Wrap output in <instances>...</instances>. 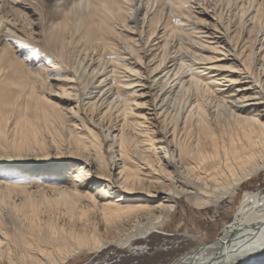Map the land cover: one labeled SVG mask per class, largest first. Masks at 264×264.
Returning <instances> with one entry per match:
<instances>
[{"label":"bare ground","instance_id":"bare-ground-1","mask_svg":"<svg viewBox=\"0 0 264 264\" xmlns=\"http://www.w3.org/2000/svg\"><path fill=\"white\" fill-rule=\"evenodd\" d=\"M78 4L86 8L85 16L75 19L76 28L82 30L79 42L83 43L85 50L93 49L95 56L89 59L98 61L101 66L99 70L98 66L92 70L95 73L97 68L95 75H98V79L91 86L93 90L98 89L97 95H93L95 91H92L83 98L79 96L76 103L88 105L89 110L101 115L100 118L81 117L78 112L70 116L59 105L38 93L36 77L31 80V76L38 72H31L23 60L17 59L13 46L6 43L0 49V83L7 80L10 87H18L21 95L24 92L27 94V102L19 107L21 112L11 129L9 124L17 111V102L15 99L7 101L5 95L0 94V142H6L13 151L11 155L0 154V259L7 257L10 264H43L57 260L50 255L32 257L26 251V246L35 245L34 242L45 238L42 225L37 224L43 208L66 205L81 195L84 188L95 186L93 192L88 190L85 193L95 202L106 226L123 220L124 223L133 222L132 229L147 233L175 211L176 198L180 195L196 193L201 197L204 193H210L225 197L264 170V42L261 41L257 47L255 45L256 53L259 52L261 56L258 59L261 67L258 80V77L253 79L254 76L248 75V69L242 67L252 62L254 64L256 60L253 42L248 53L243 54L244 57L241 55V64H231L230 60L234 58L225 55V37L215 33L220 31L218 25L208 27L206 20L210 17L209 13L200 6L196 9L197 5L187 0H79ZM17 12L15 14L23 19L27 18L25 12ZM72 13V10L65 12V18L53 26V35L60 39L62 33L71 29ZM250 16L249 24L254 22V18L263 20L264 11L260 12L259 6L256 13ZM192 24L197 26L193 27ZM147 28L144 49L137 46L139 42L136 36L141 34L142 37ZM1 33L6 38H23L15 25L4 17L0 18ZM118 36L123 39L124 45L115 43L113 38ZM155 40L158 41L152 43ZM174 40L178 45L173 51L175 58H172L170 46H173ZM186 43L189 46L186 47ZM65 44L66 41L62 40L63 56L66 55ZM116 45L125 48L137 59L133 61L116 56L113 54ZM188 47L192 48L193 51H190L195 57L191 62H187L184 56L180 57L183 48L188 50ZM203 51L215 55H205ZM109 52L112 57L107 59L104 55ZM145 56L150 58L149 63ZM123 59L127 62L123 63ZM175 59L174 63H170ZM16 64L21 68L26 67V71L21 70L20 76L12 79L10 74L20 73L15 68ZM147 65H151L149 75L144 73ZM57 80L63 82V92L68 95L61 99L72 100L69 95L76 93L77 85L72 84L73 80L66 76ZM241 82L245 85H236ZM147 89L156 90L153 114L162 124L157 131L146 125L149 121L146 113L136 109L140 107L136 97L143 98ZM210 91L218 95L215 98L221 97L222 103L230 104L227 103V107L221 105V109L224 107L221 111L217 102V107L211 109L202 98L204 93L210 95ZM181 98L187 102L186 112L177 111L176 105L177 108L173 109L178 114L170 116L168 102ZM113 115L118 123L114 124L110 119L105 126L102 122L104 116ZM43 123L48 131L53 128L57 130L52 134L50 144L58 151L63 134L70 144H77L78 156H65L70 160L75 159L79 166L71 176H61L66 182L65 188L54 189L58 191L54 198L45 193L39 198V194L31 190L33 183L46 180L50 174L33 170L35 167L21 170L1 165L21 159L53 161L51 155L41 156L49 143L42 133ZM102 123L104 129L101 135L113 151L107 162L98 149L101 143L97 139L101 135L89 126L96 127ZM131 154L137 159V165L128 164L127 157ZM103 163L109 167V175L105 174ZM137 181L147 183V191L132 189L131 186ZM153 186L154 189L150 188ZM18 191L20 195L23 194L20 202L12 199V194ZM127 196H138L139 199L128 203L125 202ZM206 201L212 202L211 199ZM4 208L10 210V215L4 214ZM154 213L157 220L144 226L142 215L148 218ZM52 227L54 229L56 226L52 224ZM95 234H98L95 230L93 235L83 232L76 243L99 249L111 242ZM261 238H264V192L246 190L235 218L218 237L209 243L197 244L171 264H208L209 261H215V264H237V261L240 264H264ZM12 242L25 247L19 259L12 255Z\"/></svg>","mask_w":264,"mask_h":264},{"label":"rangeland","instance_id":"rangeland-1","mask_svg":"<svg viewBox=\"0 0 264 264\" xmlns=\"http://www.w3.org/2000/svg\"><path fill=\"white\" fill-rule=\"evenodd\" d=\"M78 1L79 0H0V18H7L9 22L15 25L21 35H23V38L20 39L22 41H20L11 37L6 38L1 33L0 49L4 46V44L9 43L11 46H13V53L15 56H17V59L23 60L25 64H27V69L31 70V72H38L37 75L34 74L31 76V80L36 77L37 90L40 95L59 105L61 108L67 111L70 116H73L78 112L81 117L87 118V116H93L97 119L101 116L98 114V112H92L89 110L88 105H83V103H80L79 105V103H76L79 96L83 98V96L85 97L91 94L92 91H95L93 95H97L98 89L93 90L91 86L98 79V75L95 74L97 68L99 70V67L101 66H99L98 61L95 60L92 62V60L89 59L90 57H93V55L95 56L92 51L93 49L85 50L83 43L79 42V38L81 36L80 33L82 30L76 28L75 19L77 20L78 17L85 16L86 8L84 5L82 6L78 4ZM187 1H189L190 4L192 3L195 6L197 5L196 9H199L198 7L200 6L209 13L210 17H208L206 20L208 27L210 26L215 28V25H218L220 31L215 33L218 36L225 37L227 41V43L225 42V46L227 48L225 50V55L228 58H234L230 60L231 64L235 65L236 62L241 64V61H243L241 55L248 53L250 45L253 42L255 51L253 55L254 59H256L254 61L255 65L252 62L251 65H242V67H245L246 70L248 69V75L250 74L251 77L254 76L255 78L253 79L259 78L258 80H260V77L258 76L261 72V67L258 64V59L261 56L258 55L259 52L256 53V47L259 43L264 42V18L263 20L259 21L254 18V22L251 24H249V18L251 17L250 15L256 13V9L259 6L260 12L264 11V0H231L230 2L232 3H229V0ZM244 8L245 10L243 12ZM17 10L25 12L27 18L23 19L19 14H15V11L18 13ZM69 10L73 11L71 14L73 24H71V29L64 32L65 34L62 33L59 39L57 36L53 35V26L63 20L65 18V12ZM200 17L204 18L205 16ZM192 25L193 27L197 26L196 24ZM147 30L148 28L142 37L141 34L136 36L139 42L137 46L140 48L146 49V39L148 36L146 35ZM122 33L124 34V31H122ZM71 37H73L74 41ZM154 37L152 39H154ZM113 39L117 44L120 42L119 44L121 46L125 44L123 39H120L119 36ZM62 40L66 41L67 43L65 44L66 55L64 54V56L61 55V49L63 48ZM176 40H174L175 43L173 46H170V51L172 52L171 54L173 56L172 58H175V53L173 51L177 49L175 46L177 43H179V40H177L178 42ZM69 41H72L73 43L69 44ZM156 41L158 40L152 41V43H155ZM121 46L118 47L116 45L114 49L115 52H113V54L123 58H129L133 61L137 59L134 54L127 52L126 49L122 48ZM185 46L187 47L189 45L186 43ZM243 48L247 49L243 50ZM190 49L193 51L190 47L188 50L183 48V51L180 52V57L184 56V59H187V62H191L192 60L194 61L195 59V57H193L191 54ZM203 53L205 55H215L213 52L208 51H203ZM141 55L143 54L141 53ZM177 55H179V53ZM97 56L98 55H96V57ZM104 56H106V58L108 57L107 59L112 57L110 52ZM144 58H146V56ZM145 60L149 63L150 58H146ZM125 61L127 62V60L123 59V63H126ZM174 61H176V59L170 63H174ZM150 64L152 65V63ZM151 65H147L148 68L144 69L145 74L148 73L149 75V69L151 71ZM95 66L98 67L96 68L95 73H92V70ZM197 66L201 65L198 64ZM15 68L20 70V73L10 74V78L13 76L12 79L19 77L21 70L26 71V67L21 68L18 64L15 65ZM108 73L109 71H107L106 74ZM161 75L162 74L159 76ZM63 76L71 78L73 80L72 84L77 85L76 93L78 96H75L76 93L73 92V95H69L72 100L66 101L61 99L63 96H68L63 92V82L57 80V78L60 79V77ZM234 77H237V75ZM1 83L0 94L5 95L4 99L7 101H12L15 99L17 102L16 105L18 106L16 107L17 111H15L14 115L12 114L13 116L11 117L13 118L9 124V129H11L15 126L17 121L16 117L21 112L19 107L24 106V104L27 102V94L24 92L23 95H21L18 91V87L15 85L10 87L7 84V80H2ZM147 84L149 85V82ZM243 84L245 85V83L241 82L237 83L236 85L239 86ZM66 87L69 88V86ZM86 89L89 90L86 92ZM69 91H71V88H69ZM145 91L148 92L144 93L143 98L136 97V103H138L140 106L136 107V109L137 111L146 113V116L149 118V121L146 123V125H150V127L156 131L160 130V128H162V124L157 119H155V114H153V104H155L154 93L156 90L151 91L150 89H147ZM210 95L204 93L202 98L210 108L212 107L211 109H215L218 103H220L219 107L223 104L224 107H227L228 104H230V102L222 103L223 101H220L222 100L220 99L221 97L215 98L214 96L218 95L211 91ZM93 99L94 98L91 100ZM229 99L230 98H227V100ZM178 100H170L168 102V104L170 103L169 107L171 106L170 108L168 107L170 116H176L178 114L176 113L177 111L181 113L186 112L188 107L186 100H183V98ZM174 102H177L178 104H174ZM173 108H177V111H174ZM220 109L221 107L219 110ZM115 118L116 117L114 115L104 116V119L102 118V122L105 124V126L109 124L108 121L110 119H112L114 124L118 123ZM79 123L80 122H77V124ZM103 123L99 124V126L96 125V127L93 125L89 126L93 127L94 130L101 135L103 134L104 129ZM89 126L87 127L89 128ZM79 127H81V124H79ZM55 131H57L55 128L48 131V129L45 128L44 123L42 124V133L47 138L49 143L47 145L48 148L41 152V156H47V154L51 155V157L54 159L53 161H38L34 158L21 159L11 164L1 163L3 167L18 168L21 170L24 168L30 169L31 167V169H33L35 167L33 170L43 171L50 174L51 176L46 180H40L33 183L31 190H34L36 194L38 193V197L43 196L44 193L51 198L56 197L58 195V191H55L54 189L62 190L65 188L64 185L66 184V182L61 179V176H64L65 174L71 176L78 167V163L75 159L70 160L66 157L69 154L78 156V154H76L77 144H70L69 140L64 136V134L63 137L58 135V137L62 139V141L58 143L60 146V151H58L50 144V140H52V134H54ZM58 132L63 133L61 130H58ZM97 140L98 143H101L98 144L100 156L105 162H107L109 159H111V155L113 154V151L111 150L112 148L110 146L108 147V143L103 140L102 135ZM11 148L12 147H9L6 142L3 144L0 142V154L11 155V153H13ZM160 155H162V153ZM127 162L130 166L137 165V159L134 158L133 154L127 157ZM38 166L42 168H38ZM103 166L105 169V174L109 175V167L106 165V163H103ZM58 169H60V171H57ZM2 172L5 173L6 171ZM94 188L95 186L91 187V189L84 188L81 195H77L74 200H70L66 205L61 204L58 206H52L50 208L47 207L45 208L46 210L43 208V212L40 215L41 218H39L42 222L39 220L37 224H40L39 226L42 225L41 230L42 233H44L45 238H43L44 240L41 239L40 242H34L36 246L34 244V246L32 244H30L31 246L29 247L26 246V251H29L32 257L50 255L56 257L55 259H57L56 261L52 260L43 264H171L175 260L193 250L197 244L209 243L218 237L221 234L223 228L235 218V215L241 204L243 194L246 190H259L264 192V170L259 175L246 181L241 186V188L236 189L235 192H232L225 197H218L210 193H204V195L201 197H198L196 193L180 195V197L176 198L177 204L175 211H173L163 222L159 221L156 227L147 233H141L137 228H133V230L131 228L133 222L124 223L123 220L117 223L113 222L112 224H109V226H106L101 217L99 209L94 205L95 202L90 198L89 195H86L85 193V191L88 190H92L93 192ZM131 188L134 190L142 189L145 191L148 189L147 183L144 181L135 182ZM150 188L154 189V186ZM20 194L21 193L19 191L13 193L12 199L17 202L22 201L23 194ZM134 194L141 193L135 192ZM137 199H139L138 196H132L128 197L125 202H134ZM210 199L212 202L206 201ZM4 209V214L10 215V210L6 211L7 209ZM83 210H85V212H83ZM155 215V213L154 215L150 216L146 215L149 216L148 218H145V215H142L141 222H145L144 226H148L151 222L157 220L155 219ZM52 224L56 226L54 228L55 230L53 229ZM94 230L98 233L95 234L98 235L96 237L105 238L111 242L99 249L93 248L89 245L83 246L79 243H76L78 241L79 234L87 232V234L93 235ZM38 243L40 244L38 245ZM79 245H81L80 248H78ZM10 247L12 249V255L17 256L18 259L21 252L25 248L20 245L17 246L15 243L13 244V242L10 243ZM0 264H10V262L7 257H4L3 259H0Z\"/></svg>","mask_w":264,"mask_h":264},{"label":"snow or ice","instance_id":"snow-or-ice-1","mask_svg":"<svg viewBox=\"0 0 264 264\" xmlns=\"http://www.w3.org/2000/svg\"><path fill=\"white\" fill-rule=\"evenodd\" d=\"M79 166V165H78ZM261 247H264V238H261ZM243 251V250H242ZM208 264H215V261H209ZM237 264H240L239 261H237Z\"/></svg>","mask_w":264,"mask_h":264}]
</instances>
